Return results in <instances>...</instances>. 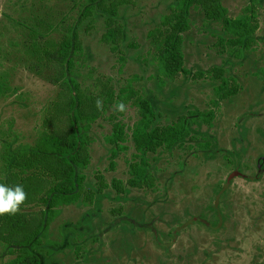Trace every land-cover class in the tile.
<instances>
[{"label": "rangeland", "instance_id": "obj_1", "mask_svg": "<svg viewBox=\"0 0 264 264\" xmlns=\"http://www.w3.org/2000/svg\"><path fill=\"white\" fill-rule=\"evenodd\" d=\"M221 2L231 19L255 10L249 46H231L222 20L193 8L180 34L183 67L170 79L157 31L179 0H130L111 26L107 0H0V184L14 158L54 129L45 120L59 103L90 143L85 180L57 207L40 264H264V0ZM64 37L70 52L57 72L33 46L52 51ZM138 98L155 125L182 118L190 135L140 154ZM115 124L127 135L119 147ZM143 159L151 178L134 186L131 165ZM16 256L0 243V264Z\"/></svg>", "mask_w": 264, "mask_h": 264}, {"label": "trees", "instance_id": "obj_2", "mask_svg": "<svg viewBox=\"0 0 264 264\" xmlns=\"http://www.w3.org/2000/svg\"><path fill=\"white\" fill-rule=\"evenodd\" d=\"M107 1H110L108 11L111 18L108 24L111 26L116 24L118 7L128 4L130 0ZM105 6L101 5L103 8ZM193 8H201L207 19L222 20L225 32L232 34L229 39L231 46L248 47L257 29L256 12L252 8L247 9L251 15L246 12L241 17L231 19L227 18V11L221 0H179L176 11L165 18L164 28L157 31L158 36L164 37L161 65L164 74L170 79H174L183 67L180 34L187 30L189 12ZM114 30H117L115 26ZM68 41L69 38L64 37L58 43L48 44L52 51H42L35 43L33 53H38L40 61L44 58L55 66L57 72H62L70 52ZM75 44L77 50H81L80 43ZM129 93L135 96L133 91ZM136 103L141 118L135 125L132 137L140 154L156 152L160 148L171 149L190 135L186 120L180 118L178 122L168 126L155 125L156 114L152 106L141 98H138ZM66 106V102L59 103V112L45 120L46 126L52 125L54 129L44 132L33 147L29 150L23 149L21 154L14 158L10 164V172L1 183L7 186L22 185L27 193V199L20 206L19 212L0 216V243L7 246L12 254H17L10 264L41 263L36 252L42 245V237L47 235L57 216V207L72 203L77 197L78 187L80 188L85 180L83 171L90 163V143L88 138L79 134V129L72 120H65L63 117ZM84 116V111L77 108L75 120L84 119ZM110 140L118 147L127 140L123 126H113ZM148 167L149 164L144 159L131 165V183L134 186L139 187L151 178ZM97 178L101 190L109 187L103 176ZM35 207L41 209L33 211Z\"/></svg>", "mask_w": 264, "mask_h": 264}, {"label": "clouds", "instance_id": "obj_3", "mask_svg": "<svg viewBox=\"0 0 264 264\" xmlns=\"http://www.w3.org/2000/svg\"><path fill=\"white\" fill-rule=\"evenodd\" d=\"M96 107L98 110L102 108L101 100L98 99L96 101ZM114 107L116 111H126V105L123 102H118ZM26 199L27 193L24 191L22 185L7 186L0 184V216L16 214Z\"/></svg>", "mask_w": 264, "mask_h": 264}]
</instances>
